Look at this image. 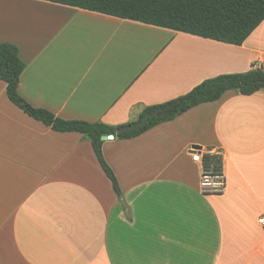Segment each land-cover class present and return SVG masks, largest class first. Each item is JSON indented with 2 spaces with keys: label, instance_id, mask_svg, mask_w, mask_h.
Returning a JSON list of instances; mask_svg holds the SVG:
<instances>
[{
  "label": "crops",
  "instance_id": "0c3cea01",
  "mask_svg": "<svg viewBox=\"0 0 264 264\" xmlns=\"http://www.w3.org/2000/svg\"><path fill=\"white\" fill-rule=\"evenodd\" d=\"M18 92L63 120L124 125L203 81L264 65V21L229 45L46 0H0ZM0 80V264H264V90L234 91L139 137L92 144L12 104ZM194 150L222 159L201 189Z\"/></svg>",
  "mask_w": 264,
  "mask_h": 264
},
{
  "label": "trees",
  "instance_id": "16d2710c",
  "mask_svg": "<svg viewBox=\"0 0 264 264\" xmlns=\"http://www.w3.org/2000/svg\"><path fill=\"white\" fill-rule=\"evenodd\" d=\"M102 14L190 34L229 45L242 46L264 21V0H46ZM245 73L224 74L207 79L186 95L168 102L144 107L136 121L111 126L63 120L45 109L33 107L18 92L26 64L20 58L19 48L10 43L0 44V80L7 84V96L12 104L29 117L50 127L55 132L79 133L89 140L98 162L110 179L115 193L121 190L117 177L103 154V136L128 140L141 136L150 129L171 122L187 111L213 103L234 91L251 96L264 90V65ZM134 127L117 133L124 128ZM215 169L222 168L219 156H205Z\"/></svg>",
  "mask_w": 264,
  "mask_h": 264
},
{
  "label": "built area",
  "instance_id": "2783aa9c",
  "mask_svg": "<svg viewBox=\"0 0 264 264\" xmlns=\"http://www.w3.org/2000/svg\"><path fill=\"white\" fill-rule=\"evenodd\" d=\"M193 152L195 160L201 161L203 164L200 180L203 193L213 195L222 193L226 186V180L222 168L215 169L214 165L210 162H204L205 156L212 158L217 155L214 154L213 151H205L202 153L201 150H194ZM257 224L264 229V214L258 218Z\"/></svg>",
  "mask_w": 264,
  "mask_h": 264
},
{
  "label": "water",
  "instance_id": "95a60500",
  "mask_svg": "<svg viewBox=\"0 0 264 264\" xmlns=\"http://www.w3.org/2000/svg\"><path fill=\"white\" fill-rule=\"evenodd\" d=\"M134 127H130V128H124V129H122V130H119V131H117V133H119V132H122V131H125V130H129V129H133ZM114 139V136H103L102 137V140L104 141V140H113Z\"/></svg>",
  "mask_w": 264,
  "mask_h": 264
}]
</instances>
